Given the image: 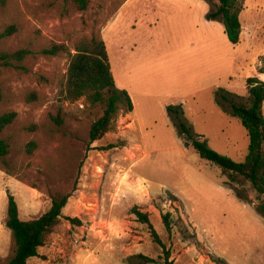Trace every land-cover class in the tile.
<instances>
[{"label":"rangeland","instance_id":"1","mask_svg":"<svg viewBox=\"0 0 264 264\" xmlns=\"http://www.w3.org/2000/svg\"><path fill=\"white\" fill-rule=\"evenodd\" d=\"M218 2L91 0L80 10L65 0H0V33L16 27L0 51H33L25 70L0 68V114L18 113L3 134L12 148L10 173L0 164V262L11 256L8 192L32 219L65 190L71 197L46 244L53 246L46 264H264V195L201 158L179 131L183 121L235 161L248 153L247 129L229 104L248 102L247 78L258 76L249 73L264 55V0H245L238 43L221 18H208ZM94 36L105 41L116 85L134 110L123 105L113 128L92 142L105 105L68 99L65 88L77 45ZM53 43L68 49L42 52ZM32 140L38 147L29 155Z\"/></svg>","mask_w":264,"mask_h":264},{"label":"trees","instance_id":"2","mask_svg":"<svg viewBox=\"0 0 264 264\" xmlns=\"http://www.w3.org/2000/svg\"><path fill=\"white\" fill-rule=\"evenodd\" d=\"M80 10H86L91 0H65ZM245 7V0H219L216 8L208 13L209 19L221 18L225 32L232 43L240 41L242 24L240 14ZM16 30L11 26L0 33V41L10 36ZM68 47L62 43H53L42 50L45 54L58 55ZM29 48L15 51H0V68L15 67L26 69L23 65L25 59L32 54ZM259 72L264 73V55L260 58ZM249 100L246 103L231 101L230 111L240 118L242 125L247 129L249 136V149L243 161H235L223 155L208 144L207 140H200L201 134L193 135L192 128L185 122L179 124L181 137L187 135L192 145L199 152L200 157L218 165L224 173L238 174L248 180L255 190L264 195V80L258 76L247 78ZM66 97L71 100L85 96L91 103H103V114L96 119L89 131L92 142L99 140L114 125L118 112L123 105L131 113L134 110L133 100L126 89L118 88L112 71L106 43L97 37L89 41H82L77 45L76 53L72 54L65 88ZM229 94V93H228ZM229 99L228 97H225ZM3 99L0 87V102ZM170 111L179 109L169 107ZM18 113L8 111L0 114V164L10 173L9 157L11 143L3 137L5 130L14 123ZM58 123L61 119L53 118ZM115 146V145H111ZM37 142L27 143L25 151L33 155L37 149ZM71 193L59 190L51 195V206L42 215L32 219H23L20 216V207L14 194L8 192L7 217L5 225L12 232L11 256L0 264H28L29 258L38 256V249L47 244L56 227L63 218V208L67 205ZM137 220L148 223L156 240L161 243L159 235L154 228L147 212L141 211L138 206L133 207ZM71 223H80L77 217H68ZM163 221L168 231L172 230V213H164ZM166 264H176L167 258Z\"/></svg>","mask_w":264,"mask_h":264},{"label":"crops","instance_id":"3","mask_svg":"<svg viewBox=\"0 0 264 264\" xmlns=\"http://www.w3.org/2000/svg\"><path fill=\"white\" fill-rule=\"evenodd\" d=\"M242 30H243V27H242ZM259 64H260V62H259ZM259 64H258V66H259ZM112 71H113V69H112ZM255 73H257L259 78L264 80V73H261L258 70L251 71L249 73V75H253ZM113 74H114V72H113ZM114 76H115V74H114ZM133 123H134V118H133ZM4 210H5V214H6V210L7 209L5 208V206H4ZM5 214H4V217H5ZM52 249H53V246L52 247H48V245H44V246L39 247V249H38L39 255L29 258L28 264H46V261L50 262L49 259L48 260L46 259V255H47V253L51 252ZM58 249H60V247ZM48 257H49V255H48ZM33 258H35V259L33 260Z\"/></svg>","mask_w":264,"mask_h":264}]
</instances>
